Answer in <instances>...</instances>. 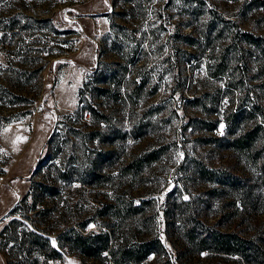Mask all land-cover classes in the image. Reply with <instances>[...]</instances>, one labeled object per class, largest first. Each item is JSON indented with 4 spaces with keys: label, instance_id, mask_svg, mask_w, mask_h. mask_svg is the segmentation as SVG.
<instances>
[{
    "label": "rangeland",
    "instance_id": "rangeland-1",
    "mask_svg": "<svg viewBox=\"0 0 264 264\" xmlns=\"http://www.w3.org/2000/svg\"><path fill=\"white\" fill-rule=\"evenodd\" d=\"M244 35L264 41V0H0V264H111L60 247L67 227L159 238L142 264H239L189 249L194 217L264 241V206L229 219L243 192L198 177L264 198V157L228 147L264 130V46Z\"/></svg>",
    "mask_w": 264,
    "mask_h": 264
},
{
    "label": "trees",
    "instance_id": "trees-1",
    "mask_svg": "<svg viewBox=\"0 0 264 264\" xmlns=\"http://www.w3.org/2000/svg\"><path fill=\"white\" fill-rule=\"evenodd\" d=\"M244 36L249 40L248 42H258L259 45L264 46V41L249 35ZM261 132L264 134L261 125L255 124L249 130L233 138L230 142L231 145H228V147L245 151L254 150L253 158L258 160L264 157L262 146L256 147L262 140V137H260ZM51 138L53 141L54 137ZM48 153L47 149L46 154ZM155 157V154L147 155L145 158L140 159L139 162H134L133 165L142 167L145 163L154 160ZM102 159L106 160L105 156ZM95 175L98 176L97 173ZM198 177L204 181L215 182L231 188L238 191L239 194L243 192L242 196L240 194L238 203L237 201L232 203L231 207L234 210L228 212L229 219L236 216L240 217L242 213L248 212V210L250 213H256L261 210V206H264L262 195L260 196L258 192L249 188L246 185V180L237 175L227 172L218 173L215 170L200 167L198 169ZM47 188L49 192L52 191L51 186ZM124 209L127 217L138 213L136 207H125ZM113 210V212L119 214L123 209L117 207ZM31 235L35 244L41 248H46L47 258H58L60 256L59 251L50 246L46 237L34 232H31ZM57 239L60 247H66L70 251H78L100 262L107 259L111 264H142L151 254L159 255L165 253L164 246L159 238L137 237L135 240H130L124 237L118 240L111 237L110 233L105 230L83 233L74 227H67L57 235ZM183 239L193 253L209 251L215 254L235 256L234 260L239 264H264V241L262 237L258 238L253 235L241 234L236 230L217 228L194 217L188 222L187 228L185 225Z\"/></svg>",
    "mask_w": 264,
    "mask_h": 264
},
{
    "label": "built area",
    "instance_id": "built-area-1",
    "mask_svg": "<svg viewBox=\"0 0 264 264\" xmlns=\"http://www.w3.org/2000/svg\"><path fill=\"white\" fill-rule=\"evenodd\" d=\"M140 36H141L140 33H137V34H136V37H137V38H140ZM221 134H223V133H221Z\"/></svg>",
    "mask_w": 264,
    "mask_h": 264
},
{
    "label": "snow or ice",
    "instance_id": "snow-or-ice-1",
    "mask_svg": "<svg viewBox=\"0 0 264 264\" xmlns=\"http://www.w3.org/2000/svg\"><path fill=\"white\" fill-rule=\"evenodd\" d=\"M222 130H223V125H221V133H222ZM185 199H187V197H185ZM53 243H55V242H53Z\"/></svg>",
    "mask_w": 264,
    "mask_h": 264
}]
</instances>
